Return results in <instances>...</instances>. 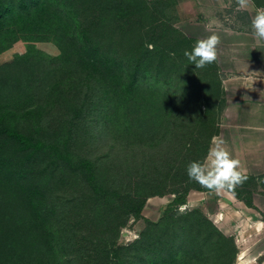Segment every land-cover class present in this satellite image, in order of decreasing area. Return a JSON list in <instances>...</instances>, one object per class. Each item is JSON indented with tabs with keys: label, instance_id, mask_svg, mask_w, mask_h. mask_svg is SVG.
Wrapping results in <instances>:
<instances>
[{
	"label": "trees",
	"instance_id": "obj_1",
	"mask_svg": "<svg viewBox=\"0 0 264 264\" xmlns=\"http://www.w3.org/2000/svg\"><path fill=\"white\" fill-rule=\"evenodd\" d=\"M174 2L176 4V0ZM252 3L256 8L261 7V4L256 0H252ZM16 7V11L12 6L3 7L2 0H0V21H2L0 30L5 24H19L22 19L23 25H30V28L38 31L43 23L41 18L38 19L39 14L46 11L52 13L53 10L54 15L59 19L54 30L69 29L71 39L80 42V49L86 54L88 60L95 66L99 65L107 75L117 77L115 79L117 92L110 99L116 95L118 100L126 101L150 89L154 93L160 92L161 95H164L167 91H163L162 94V91L151 88L150 76L148 77L147 74L163 70L166 79L168 71H171L172 73L169 75L179 83L180 75L184 72L182 88H178L180 85L176 87L180 89L179 93L184 91V100H186L184 109H181L180 103L164 108L160 113L164 127L159 130L160 133L157 136L147 142L145 150L148 151L153 147L155 150L166 136L182 135L183 131L184 138L188 137L190 143L188 147L184 148V155L180 156L182 160L180 159L181 162L178 163V165L180 164L178 167L180 174L177 182L164 178H162L163 182H159L161 187L167 188L168 181H170L169 190L158 193V183L151 186L154 182L146 181L143 187L114 193L112 189L106 188V184L100 179L101 176H97L99 175L97 161L91 162L86 159L74 161L73 129L69 128L66 136L61 139L45 141L32 139V136L24 137L15 129L6 126V120L11 116L17 117L18 114L10 111L0 112V159L2 162L0 164V187L3 190H8L10 197L9 205L4 204L0 208V240L4 241L11 234L18 235L17 233H19V231L16 232L15 220L17 218L12 217L11 211L13 210L5 209L7 206L15 207L18 203L22 205L27 222V227L22 230V243L30 244L33 240L37 241L43 247V255L66 251V257L70 258L74 255V258L83 261V264H98L99 262L101 264H171L176 258L184 259L186 264H233L238 254L234 237L224 235L201 210H180V207L186 204V197L190 191H208L200 185L190 182L185 170L190 162L203 160L210 146L211 138L218 132V115L222 102L220 98L221 79L216 62L202 69H196L194 64H189L182 51H191L193 47L191 41L196 42L197 40L190 39L184 34L183 39L174 44L176 50L160 53L157 48L159 44L154 42H149L153 46L148 49L147 43L144 41L147 29L142 27L143 20L140 18V12L145 11L148 3L144 2L143 5L141 0L136 2L135 0H26V2L19 0L16 2ZM59 14L61 15L59 16ZM157 25L155 24L154 27ZM127 40L128 42H126ZM177 47H181L182 51L179 49L177 51ZM170 66L176 67L171 69ZM147 81L148 83H146ZM185 93L187 94L185 95ZM188 93L190 94L189 100H187ZM193 93L196 95H192ZM197 94L212 98L211 101L214 100L212 96H215L218 113L213 120L201 118L206 110H210L208 104L197 105L195 109L193 104ZM67 96L72 98L68 93ZM117 98L115 99L117 100ZM57 103L61 106V110L57 112H69L74 123H78L83 111L88 109V101L85 99L77 106L74 98L70 101L62 95L58 97ZM140 103L139 108L134 104L129 107L127 104L120 107L113 102L110 104L108 100L103 116L106 129L110 127L112 120L109 113L116 110L124 119L135 120L139 118L137 117L139 115L142 120L149 118L152 114L149 103L146 104L142 101ZM197 110L198 114H194ZM8 122L12 123L11 120ZM175 129H177L176 132ZM119 140L124 147L126 144L129 146L133 144L130 139ZM15 146L17 148H14ZM20 152H22V159L21 156L19 159L24 161L27 167L24 166V163L22 169L17 171L6 167L5 164H7L10 154L14 158V163H18L16 158ZM180 152L181 150L177 151L176 146H170L167 156L170 161L177 163L175 157H178ZM7 155L8 157L4 158ZM36 159L52 165L59 174V185L63 186L67 177L73 180L81 179L85 184L86 179L79 172L77 173L78 169L82 170L90 186L87 188L89 198L92 197L94 202H99L100 207L106 209L101 224L103 230H106L109 235L111 233V235L117 236L120 228L126 226L130 218L141 219L145 222L146 228L140 233L139 239L130 244L118 245L114 249L106 246L108 242H104L103 239L107 235L104 234L101 243L94 248V252H89L90 254L83 250L82 245H76L74 242L67 244L66 241H63L59 237V231L53 221L54 215L57 213L56 215L60 218V214H62V218L67 217V220H71L67 209L76 211V208L70 205V199L66 200L62 193L54 200L47 198L48 194L43 190L41 181L31 177L29 173V161L32 164ZM76 164L79 165V168H74ZM159 165L156 167V172L160 174L163 171L160 175L165 174L166 171L170 174L169 169L173 170L172 165H168L167 162ZM160 168L163 169L160 170ZM132 171L135 177L140 169L136 168ZM181 171L184 173L181 174ZM258 189L256 178L248 176V180L242 186L236 187L234 192L230 193L237 200L242 201L246 207L256 209L252 203V196L254 193H260ZM262 191L263 193L260 194L264 195V187H262ZM167 194L172 195L173 199L164 209L160 220L153 223L144 219L141 210L146 199L155 195ZM78 211V213L81 212L80 209ZM83 226L84 222L80 221L73 224L71 228L74 231V228L80 229ZM77 235H75V239ZM112 237L113 240L115 237ZM91 255L95 257L94 260H91ZM42 257L30 259V262L27 260V263L24 264H48L44 256ZM0 264H8L5 253H3V257L0 255Z\"/></svg>",
	"mask_w": 264,
	"mask_h": 264
},
{
	"label": "rangeland",
	"instance_id": "obj_2",
	"mask_svg": "<svg viewBox=\"0 0 264 264\" xmlns=\"http://www.w3.org/2000/svg\"><path fill=\"white\" fill-rule=\"evenodd\" d=\"M24 1L26 2V0ZM256 1L261 4L259 8H264V0ZM16 2H19V0H2L3 7L12 6L15 11L17 10ZM141 2L143 5L144 2L148 3L145 11L140 12V18L143 20L142 27L147 29V35L144 36L147 48L149 49L153 46L149 42H154L159 44L157 48L160 53L176 50L174 44L180 42L184 35L176 26L178 18L174 12V0H141ZM19 12L22 13V11ZM51 12L48 13L46 11L39 14L38 19L41 18L43 23L38 31L30 28V25H23L22 19L19 24H5L0 30V112L10 111L18 114L17 117L11 116L8 118L6 126L15 129L24 137L29 135L32 136V139H40L42 141L61 139L66 136L69 128L73 129L72 142L74 144L72 148L75 146L73 148L74 161L83 159L91 162L97 161V170L99 172L97 176H101L100 179L106 184V188L112 189L114 193L143 187L146 181L154 182L151 186H155L158 183V193L169 190L170 181H168L167 188L161 187L159 182H163L162 178L177 182L180 174V171H178L180 164L178 165V163L182 160L184 148L188 147L190 143L189 139H187L188 137L186 138L185 136L184 138L183 131L182 135L166 136L155 150L153 147L146 151L145 147L147 142L157 136L160 133L159 130L164 127L160 118V113L164 108L180 103L181 109H184V102L186 103L184 91L179 93L178 90L180 89L176 88L179 85L180 87L178 88H182L184 72L180 75L181 81L179 83L169 75L172 73L171 71H168L166 79V74L163 70H156L151 72V74H147L148 77L150 76L149 80L151 82L149 84L151 88L162 91V94L163 91H167L164 95H161L160 92L154 93L150 89L126 101L124 99L123 101L121 99L118 100L116 95L113 96V99H110L117 92V82L115 81L117 77L114 75L109 76L99 65H93L80 49V42L71 39L69 29L55 31L54 29L58 25L59 19L54 15L53 10ZM155 24L158 25L154 27ZM168 43L171 44L168 45ZM191 43L194 46L196 42L191 41ZM178 49L180 50L181 47H177V51ZM170 67L174 69L176 66ZM67 93L74 98L77 106L80 105L79 103L83 99L88 101V109L83 111L78 123H74L69 112H57L61 110V106L57 103L58 97L63 95L65 99L72 100V98H68ZM189 93L187 100L190 99L191 93ZM192 95L195 96L196 93ZM212 97L214 98L213 101H211L212 98L197 94L193 104L195 109L197 105L201 104H208L210 107V110H206L201 118L213 120L217 117V101L215 102V96ZM108 100L110 104L113 102L120 107L125 106V104L129 107L134 104L135 107L139 108L140 101L146 104L149 103L152 114L144 120H142L140 115L135 120H129L127 118L124 119L116 110L109 113L112 120L110 127L106 129L103 116L105 115V105ZM92 108L95 109L92 110ZM69 111L72 112L71 109ZM198 112L197 110L194 114H198ZM8 120H11L12 123H9ZM119 139H130L133 144L131 146L126 144L124 147ZM170 146H176L177 151L181 150L182 152H180L178 157H175L177 163L170 161L167 156L168 147ZM14 148L17 147L15 146ZM20 156L22 159V152L16 158L18 163H14V158L10 154L7 164H5L6 167L16 169V171L22 169L24 161H20ZM7 157L8 155L4 156V158ZM163 157V162L172 165L171 168L174 171L169 169L171 175L167 171L163 175H160L163 171L160 174L156 172V167L163 163ZM29 163L30 176L41 181L42 188L48 194L47 198L49 200L51 198L54 200L62 193L66 200L70 199V205L76 208V211L67 209V213L72 218L71 220H67V217L62 218V214H60V218L56 215L57 213L54 215L55 220L53 219V221L59 231L58 235L67 244L74 242L76 245H82L83 250L91 253L101 243L102 235L106 234L107 236L103 241L108 242L106 244L108 248L115 249L118 245H126L138 240L140 233L145 230L146 224L143 220L130 218L126 226L120 228L117 236H113L111 233L109 235L101 227L106 209L100 207L99 202H94L91 199L92 197L89 198L87 190L89 183L82 170L78 169L77 173L79 172L86 179L85 184L81 179L73 180L67 177L63 186L59 185V174L52 165L37 159L32 164L31 161ZM0 164H2L1 159ZM67 164L69 165V162ZM24 166L27 167V164L24 163ZM76 167L79 168V165L76 164L74 168ZM136 168H139L140 171L134 177L132 169ZM183 173L184 171H181V174ZM258 186L259 192L263 193L262 187H264V183L258 181ZM164 196L169 195H155L146 199L141 210V215L144 219L153 223L160 220L164 209L169 204L166 206L161 205L162 207L156 210L157 203L161 202ZM9 202L8 190H3L0 187V208L4 204L9 205ZM66 205L68 204L66 203ZM5 209L13 210L11 211L12 217L15 216L14 218H17L15 220L16 232L19 231L18 235L11 234L4 241L0 240V255L3 257V253L6 254L8 264H24L27 263V260L30 262V259L43 258L42 256H44L48 264L84 263L74 258V255L70 258L66 257V251L43 255L42 245L40 246L34 240L30 244L22 243V230L27 227L22 205L17 203L15 207L9 208L7 206ZM78 209H80V213H78ZM180 210L184 209L180 207ZM199 210L213 223L212 217L207 214L204 208H199ZM7 215L9 214L7 213ZM80 221L84 222V226L80 229L74 228L73 231L72 225ZM74 234H78L76 239ZM236 245L238 254L233 264H264V244L259 246L260 251L258 254L253 250L243 251L245 248L243 244ZM91 256V260H94L95 257ZM98 264H101V262ZM171 264L186 263H184V259L176 258Z\"/></svg>",
	"mask_w": 264,
	"mask_h": 264
},
{
	"label": "crops",
	"instance_id": "obj_3",
	"mask_svg": "<svg viewBox=\"0 0 264 264\" xmlns=\"http://www.w3.org/2000/svg\"><path fill=\"white\" fill-rule=\"evenodd\" d=\"M228 2L176 0V26L194 40L206 38L212 31L220 36L216 65L222 103L215 136L224 139L225 148L241 162V170L258 182L264 180V47L252 40L249 24L259 8L253 3L242 11H236L234 3L220 6ZM172 199L164 196L156 210ZM252 203L256 209L246 207L228 191H190L182 208H204L222 233L245 246L243 251L258 254L264 244V195L254 193Z\"/></svg>",
	"mask_w": 264,
	"mask_h": 264
},
{
	"label": "clouds",
	"instance_id": "obj_4",
	"mask_svg": "<svg viewBox=\"0 0 264 264\" xmlns=\"http://www.w3.org/2000/svg\"><path fill=\"white\" fill-rule=\"evenodd\" d=\"M235 4L236 11L247 10L252 0H229L227 4L221 3L222 8ZM250 35L256 45L264 47V8L256 10L249 24ZM220 36L212 31L206 38L197 40L191 51L183 54L189 64L196 69L205 68L216 62ZM174 55V54H173ZM225 141L219 136H213L210 146L202 161H192L186 166V175L190 182H194L207 189L210 193L221 191L234 192L235 188L242 186L248 175L241 170V162L232 157L225 148ZM264 183V180L259 181Z\"/></svg>",
	"mask_w": 264,
	"mask_h": 264
}]
</instances>
